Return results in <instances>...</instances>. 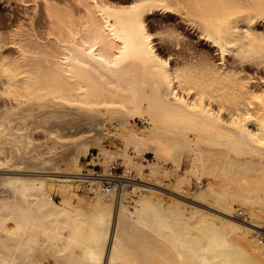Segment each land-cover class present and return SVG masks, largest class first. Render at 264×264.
<instances>
[{
    "label": "bare ground",
    "instance_id": "1",
    "mask_svg": "<svg viewBox=\"0 0 264 264\" xmlns=\"http://www.w3.org/2000/svg\"><path fill=\"white\" fill-rule=\"evenodd\" d=\"M91 143L137 175L88 189ZM258 228L264 0H0V264H264Z\"/></svg>",
    "mask_w": 264,
    "mask_h": 264
},
{
    "label": "rangeland",
    "instance_id": "2",
    "mask_svg": "<svg viewBox=\"0 0 264 264\" xmlns=\"http://www.w3.org/2000/svg\"><path fill=\"white\" fill-rule=\"evenodd\" d=\"M197 47H200V48H202V47H204L203 46V42H201V43H197ZM132 122H134V121H132ZM135 123V125L138 127V128H141V129H143V128H147V126H148V124L147 123H143V122H141L140 120H138V119H136V122H134ZM130 128L129 126L128 127H126V128H124L123 130H122V132H121V134L120 135H114V136H104V138H102V144L104 145V147L106 148V149H108V150H110L111 152H114V153H122L123 154V151L125 150V145H126V140L124 141V136H126V132H128L127 130ZM126 133V134H125ZM40 134V135H39ZM58 135V134H57ZM42 137L43 135H41V133H37L36 134V137ZM52 136H55V135H52ZM48 137H50V135L49 136H45V137H42V139H40L39 141L40 142H43V141H45ZM76 137V138H75ZM70 138V139H69ZM74 138H75V140H73V137L72 136H67V135H62V138L60 137V136H58V139H57V141H56V148H47V147H43V148H40L41 150H38V151H40L41 152V155L43 156V157H45L44 155H46V156H50L51 155V153L52 152H54L55 150H60L61 148H62V146H63V144L65 145V143H66V141H69V144L71 143V145L72 144H76V143H79V142H77V141H81L82 140V138L81 137H79V136H74ZM124 138V139H123ZM71 140H73L72 142H71ZM65 142V143H64ZM68 143V142H67ZM66 143V144H67ZM125 143V144H124ZM47 151H46V150ZM53 149V150H52ZM127 149V153L130 155V157H131V159H132V161H133V163L135 162H138V163H144V164H148L149 162H153V160H155V157H154V155L152 154V153H150V152H139L138 150H136V149H134L133 148V145H129V148H126ZM43 150V151H42ZM136 150V151H135ZM98 151V153L100 152V149L97 147V146H95L94 144H92L91 143V145H90V149L86 152V153H84V154H82V155H80L79 156V163L81 164V170H83V171H86L88 168H91V165H89V164H87V161L89 160V156H90V154L91 153H96ZM48 153V154H47ZM53 154V153H52ZM117 156V155H116ZM114 157V159H112V162L113 161H119L121 164H122V167L124 168V171H123V173L125 174V173H128L127 171H128V169H130V171H129V174H131V175H133V173L134 174H136L137 175V171H136V169H134V167H128L126 164H125V162H126V159H125V157L123 158V155H118L117 157ZM66 159V158H65ZM58 161V164H57V166L58 167H64V163L62 162V161H60V159H57ZM103 157H102V155L101 154H99L98 155V157H97V163L99 164V165H101L102 166V168H105V166L107 165V164H109L108 162L106 163L105 161H104V163L106 164H104L103 163ZM61 163H60V162ZM140 161V162H139ZM53 162H56L55 161V159L53 160ZM111 162V161H110ZM60 163V164H59ZM162 167V168H168V169H172L173 168V166H172V164L170 163V162H165V161H160V164H159V167ZM160 167V168H161ZM96 168H98V167H96ZM126 168V169H125ZM191 168V165H190V163L188 162V161H183V163H182V168H181V170H178V171H174V174H175V176H181V175H185V174H189V172H190V169ZM205 169L206 168H204V167H202L201 168V170H203V171H205ZM146 171H148V170H146ZM209 174H210V178H211V180H213L214 182H216V181H218V180H216V177L214 176V173H213V171L212 170H209ZM123 174V175H124ZM190 179H191V182H190V185L188 186V192L189 193H193L194 191H196V190H198V189H200V187H201V185L203 184V183H199V182H197V180H195V178H194V176L193 175H191L190 174ZM163 181H164V185H166V184H169V185H172L173 183H174V181H175V177H172V178H167V179H163ZM204 181H206V177L205 178H203V182ZM231 181V183H233V180H230ZM168 182V183H167ZM76 184H78L77 185V187H76V192L78 193V194H81L82 195V197H84L86 200H89V197L90 196H92V194H89L88 192H85L84 190H83V186L81 187V185H83V183H81L80 181H78V182H76ZM129 186H126V187H124V189H125V191H128V192H130L131 193V191L130 190H132V185L131 184H128ZM199 185V186H198ZM78 190V191H77ZM100 191H104V190H100ZM129 193V194H130ZM133 193H131L130 195H132ZM135 197V196H134ZM55 200L56 201H58V198L57 197H55ZM257 236H258V238L260 239V240H264V228H258V233H257Z\"/></svg>",
    "mask_w": 264,
    "mask_h": 264
},
{
    "label": "built area",
    "instance_id": "3",
    "mask_svg": "<svg viewBox=\"0 0 264 264\" xmlns=\"http://www.w3.org/2000/svg\"><path fill=\"white\" fill-rule=\"evenodd\" d=\"M98 151L94 154L91 153L87 164L91 165L92 178L94 180L85 181L88 189L101 188L103 190L116 189L119 187L120 180L124 174V168L119 161H113L106 170L97 163ZM98 167V168H96Z\"/></svg>",
    "mask_w": 264,
    "mask_h": 264
}]
</instances>
